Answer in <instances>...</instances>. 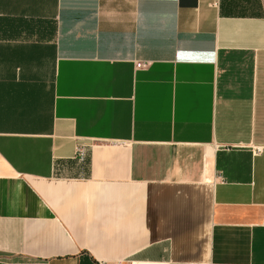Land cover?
Listing matches in <instances>:
<instances>
[{
  "label": "crops",
  "instance_id": "crops-1",
  "mask_svg": "<svg viewBox=\"0 0 264 264\" xmlns=\"http://www.w3.org/2000/svg\"><path fill=\"white\" fill-rule=\"evenodd\" d=\"M0 264H264V0H0Z\"/></svg>",
  "mask_w": 264,
  "mask_h": 264
},
{
  "label": "built area",
  "instance_id": "built-area-1",
  "mask_svg": "<svg viewBox=\"0 0 264 264\" xmlns=\"http://www.w3.org/2000/svg\"><path fill=\"white\" fill-rule=\"evenodd\" d=\"M150 64L151 63L150 62H147V61H137L136 62V69L137 70H145V69H147L150 66ZM77 152H78V154L81 157H83V155H84V148H83V146L78 147Z\"/></svg>",
  "mask_w": 264,
  "mask_h": 264
}]
</instances>
